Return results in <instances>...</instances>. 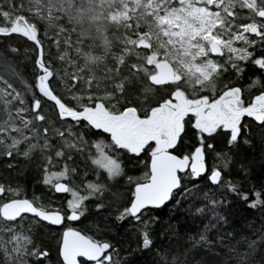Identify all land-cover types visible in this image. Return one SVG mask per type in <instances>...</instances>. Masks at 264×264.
Returning a JSON list of instances; mask_svg holds the SVG:
<instances>
[{
	"label": "snow or ice",
	"instance_id": "6c2138e0",
	"mask_svg": "<svg viewBox=\"0 0 264 264\" xmlns=\"http://www.w3.org/2000/svg\"><path fill=\"white\" fill-rule=\"evenodd\" d=\"M0 63L24 85L0 75L2 163L47 190L0 180V264H53L57 231L55 264H264V228L241 250L230 227L264 183L225 176L264 154V0H0ZM169 202L199 221L183 245ZM116 227L137 237L123 254Z\"/></svg>",
	"mask_w": 264,
	"mask_h": 264
},
{
	"label": "trees",
	"instance_id": "16d2710c",
	"mask_svg": "<svg viewBox=\"0 0 264 264\" xmlns=\"http://www.w3.org/2000/svg\"><path fill=\"white\" fill-rule=\"evenodd\" d=\"M3 69L8 72L7 74L12 75V77H16L13 75L12 68L6 63H0ZM17 70L22 71L24 77L28 80H31V62L27 61H17L16 64ZM253 72H256L254 66L249 65L245 71L244 77L240 78L239 82L244 83L246 79L250 80L251 75ZM256 75H259V72H256ZM16 79L22 83L20 79L16 77ZM254 91V90H252ZM188 144H194L195 138L189 136V140L186 141ZM251 158L253 163L251 165L252 172L249 174L248 178L245 179L242 176L238 175L235 170L231 173L226 172L225 176H230L233 180L240 181L244 184L245 189H249L252 186H255L256 189H260L261 184L264 183V154H261L259 148H257L252 154ZM3 157H0V180L4 178L9 179H22L23 187L28 195H31L33 192H36L38 195H47V190L41 184L38 183L37 176L35 173L28 171L27 175L20 177L17 173L10 172L5 165L2 163ZM209 164H213V160L209 158ZM139 174V173H134ZM201 188H204L206 191L212 187L213 191H216L214 186H210L208 182L200 185ZM218 194V192H217ZM58 202H65L68 194H56ZM230 199L232 197H229ZM183 203V202H182ZM157 214L160 215L164 224H171L174 228L178 229L177 239L181 245L185 242V237L187 234L195 235L196 232L199 230V221L193 222L192 219L186 215L185 208L181 206H171V202L165 208L157 210ZM83 219V218H82ZM231 224L230 227L233 229L235 236L233 237L232 243L239 240L240 243L237 245L241 250L245 247L244 237H248L249 239H256L257 236L260 234V229L264 228V211L260 209H248L247 206L236 198L235 207L232 210L231 214ZM78 227H85L88 230L95 231L93 226L92 220H84L83 225L80 222H71ZM53 235H59V232L55 233H45L41 239L48 243L49 246L52 248V258L53 264H55L57 257H56V250H55V242L52 240ZM109 239H111L114 243H118L120 247V251L123 254L125 249L127 248L128 244H131L135 247L137 237L133 234V230L127 229L125 227H116L112 232L108 234ZM156 243L160 244L161 241L159 237H156ZM228 243V242H226ZM176 249H173L175 251ZM140 261V264H149L151 257L142 256L137 258ZM223 259V257H221Z\"/></svg>",
	"mask_w": 264,
	"mask_h": 264
},
{
	"label": "rangeland",
	"instance_id": "374dc122",
	"mask_svg": "<svg viewBox=\"0 0 264 264\" xmlns=\"http://www.w3.org/2000/svg\"><path fill=\"white\" fill-rule=\"evenodd\" d=\"M259 50V49H258ZM8 72H6L3 67L0 65V75L7 77L8 79H10L18 88H20L21 90H23L24 85L23 83L19 82L16 77H12V75L7 74ZM47 111V109H46Z\"/></svg>",
	"mask_w": 264,
	"mask_h": 264
},
{
	"label": "flooded vegetation",
	"instance_id": "af4514ba",
	"mask_svg": "<svg viewBox=\"0 0 264 264\" xmlns=\"http://www.w3.org/2000/svg\"><path fill=\"white\" fill-rule=\"evenodd\" d=\"M245 119H250V118L245 117Z\"/></svg>",
	"mask_w": 264,
	"mask_h": 264
},
{
	"label": "water",
	"instance_id": "95a60500",
	"mask_svg": "<svg viewBox=\"0 0 264 264\" xmlns=\"http://www.w3.org/2000/svg\"><path fill=\"white\" fill-rule=\"evenodd\" d=\"M170 203V202H169ZM55 227V226H54Z\"/></svg>",
	"mask_w": 264,
	"mask_h": 264
}]
</instances>
